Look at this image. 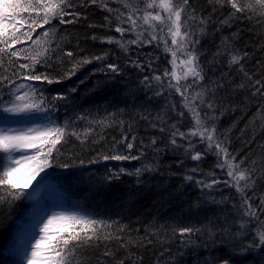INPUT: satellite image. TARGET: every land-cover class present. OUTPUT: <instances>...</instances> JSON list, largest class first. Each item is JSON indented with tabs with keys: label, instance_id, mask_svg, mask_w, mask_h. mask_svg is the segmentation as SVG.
<instances>
[{
	"label": "snow or ice",
	"instance_id": "snow-or-ice-1",
	"mask_svg": "<svg viewBox=\"0 0 264 264\" xmlns=\"http://www.w3.org/2000/svg\"><path fill=\"white\" fill-rule=\"evenodd\" d=\"M0 228L10 264H264V0H0Z\"/></svg>",
	"mask_w": 264,
	"mask_h": 264
},
{
	"label": "trees",
	"instance_id": "trees-1",
	"mask_svg": "<svg viewBox=\"0 0 264 264\" xmlns=\"http://www.w3.org/2000/svg\"><path fill=\"white\" fill-rule=\"evenodd\" d=\"M114 96H115V89H108L103 93L97 94L95 100L96 103L103 104L106 101L113 100ZM237 115L239 116L240 114L238 113ZM228 122L229 121L226 118L225 124H227ZM243 126H244V121L242 119L239 124V127H243ZM142 130L143 129H141V131ZM232 144L233 147L236 149H240L242 147L240 134L238 130L233 131ZM91 167L93 171L99 169V171L96 173L97 176L103 174L104 172V168L102 165H93ZM132 184H133L132 177H123L122 181L115 182L111 188L104 189L103 191H104L105 200L101 204L98 210L102 213L107 212L113 216H115L117 210H120L124 212V215L127 217L128 212L124 211L125 205L123 202L127 199V192L129 190V187L132 186ZM86 190H87V184H85V186L82 187L77 194H80ZM117 206H119V209L117 208ZM29 207L30 205L27 201L21 202L19 206L14 210L13 213L14 217L17 218L22 217L29 210ZM127 207L130 208L131 210L132 220L135 221L137 217H139L141 219L142 224L147 223L153 216H156L157 214H159V218L161 222L169 219L170 217L177 215V212L174 208L170 209L166 206L160 207L159 205H153L151 200L133 201ZM8 239H9L8 230L0 228V264H5V262H8V264H10L12 260V257L3 255V249Z\"/></svg>",
	"mask_w": 264,
	"mask_h": 264
}]
</instances>
